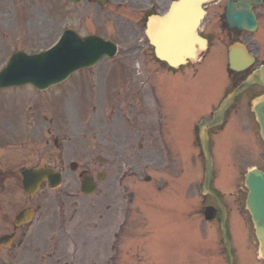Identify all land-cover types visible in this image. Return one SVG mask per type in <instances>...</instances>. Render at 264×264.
<instances>
[{
    "label": "rangeland",
    "instance_id": "rangeland-1",
    "mask_svg": "<svg viewBox=\"0 0 264 264\" xmlns=\"http://www.w3.org/2000/svg\"><path fill=\"white\" fill-rule=\"evenodd\" d=\"M139 18L140 16L137 12H123L122 9H113L112 7L107 10H100L95 5L86 2L74 5L68 0H0V69L3 67L11 52L15 50H23L28 53L39 52L54 43L62 30L72 28L81 35H86L91 32L95 33L103 38L110 39L119 46L118 60L113 62L105 61L97 69L79 73V77L83 75L87 80L96 83L101 70L116 64L123 58L144 55L141 50L147 49V43L143 36L142 27L139 25ZM218 51L210 52L211 54L205 62L200 65L194 68L186 67L183 70L184 77L168 78L169 81L177 83L176 87L179 90H191L190 88H193L196 95L193 98L194 114L198 113L195 115V120L198 117L204 116L210 110L211 105L213 106L218 101V96L222 89V79L225 80L226 76L225 68H222L223 71L219 70L220 61ZM195 70H197L196 76ZM215 70L217 74L214 73ZM211 73L213 75H210ZM68 83L59 85L44 93L35 92L31 87H24L20 90L11 89L0 91V168L16 169L22 166H33L43 163L42 150L46 130L42 117L44 113L47 114L50 112L46 110L50 108L52 102H55L56 107H58L63 101H67L70 95L65 94L64 90L71 88ZM203 84L206 85L204 93L202 91ZM74 87L76 89L83 88L82 92L84 90L88 92L86 84H82L79 81L74 83ZM93 93H97L95 89ZM93 97L88 95L87 98L89 100L84 102L87 110V124L90 119V111L92 109L91 98ZM8 103L9 106L7 105ZM56 121L64 126L66 136L70 139V141H66L70 142L67 144L66 154L72 152L76 147H79V153L75 156L79 158L76 160L83 165H95L96 161L94 156L97 153L94 151L96 146L94 132L98 128L103 129L106 126V121L102 120L101 124L97 125L94 123L96 122L95 116L90 120V123H94V125H77L70 120L66 121L64 117ZM5 122L11 123L15 128L12 137L9 132H4L2 125ZM248 133V131L243 132L247 140L249 138ZM223 136L224 133L220 135L219 140ZM98 139L100 140L101 136H98ZM228 142L224 150L218 154V162L214 163V177L211 187L220 196L225 193L226 200L230 201L228 205L231 208L232 214L243 225L241 233H244L243 237L245 239L240 236L237 223L231 219L227 222L229 229L228 239L232 248L242 245L241 251L236 256V263L246 254L248 260L244 264H264L258 261L256 257L257 243L253 235V228L246 211L242 208L243 193L240 192L241 197L236 200H233V196L228 197V193L230 192L228 189L235 188L238 184V172H232L230 169V166L236 160L234 157H230V146H228ZM102 143L104 144V141ZM244 150L242 147L239 148V152L242 151L243 153ZM255 152L253 151L252 153L254 154ZM226 155L227 158L225 160ZM193 161L194 171L193 182L191 184L193 194L191 187L184 188L182 193L183 197H185L188 190L189 193L191 192L193 199L190 198L188 202L192 203L193 207L198 210L200 208V202L203 204L210 201V199L207 197H199L197 192L203 181V158L198 157ZM177 178H180V174L178 175L177 172L171 174V176L163 175L162 183L166 179H172L168 182L172 181L173 186ZM236 193L238 192L236 191ZM23 197V192L14 182L9 181L5 183L4 189L0 193V235L8 231V226L5 222L9 216L13 215L17 208H20ZM78 202L80 203V200ZM83 207V205L80 206V208ZM100 211L101 213H105L104 204L99 208ZM84 213L87 215V221L91 223L94 220L93 215L95 213L89 209L84 211ZM135 215V213H132L129 216L123 228L125 232L122 233V240L119 245L120 252H122L118 256L121 260L126 261L127 258L123 252L127 251L130 247L133 250H143L142 256L145 254V257L152 262L153 257H156L152 248L157 249V245H159L158 241L162 239L160 244L164 240H170L172 242L177 250L178 257L187 250L186 253L190 257L186 262L187 264H201L202 253L209 246L208 257L211 256L209 262L210 264H214L213 258L219 248L218 245H214L219 229L217 222L210 225L205 224L201 219H196V231H194L193 227L192 232H190L186 229L187 225L184 224L186 223L185 220L180 228L176 225L173 221L176 215H173L168 209L161 213L166 219L164 225H157L161 230L159 234L161 237L155 239L152 246H145L146 239L154 236V228L152 226L150 227V223L146 222L144 218L139 217L134 220ZM96 222L100 225V229H85L84 232L78 234V241L76 239L78 249L71 256L75 263L89 264L90 260H93V262L98 261L99 264H106L108 257L106 248L110 245L108 230L106 231L105 228L106 221L103 219L102 221ZM118 223L115 224V230ZM137 223L146 226L143 229L145 235L138 231L140 226ZM188 223L192 224L190 221ZM234 229L238 234L237 236L234 234ZM70 233L73 236V233ZM94 237H98L97 242L93 240ZM84 241L88 242L86 247L82 246ZM26 247H29V245H23V249ZM23 249L17 250V248H11L4 250L0 248V264H36L34 259L30 261L32 256L28 255ZM129 264L137 263L136 261H130ZM222 264H226L225 257L223 258Z\"/></svg>",
    "mask_w": 264,
    "mask_h": 264
},
{
    "label": "flooded vegetation",
    "instance_id": "flooded-vegetation-1",
    "mask_svg": "<svg viewBox=\"0 0 264 264\" xmlns=\"http://www.w3.org/2000/svg\"><path fill=\"white\" fill-rule=\"evenodd\" d=\"M94 1L99 2L100 0ZM131 1L137 5L138 11L144 15L145 20L147 15L164 8L167 2V0ZM228 1L230 0H218L215 8V21L221 37L242 40L256 56L257 63L264 64V0H246L245 2L251 8L257 21L256 34L227 28L224 12ZM232 1L236 2V0ZM237 8L239 9V6ZM208 14L207 11L206 16ZM203 33L210 42L212 38V35L210 37V26L207 31L203 30ZM206 54L205 52L201 58H204ZM127 76L123 83H130L131 87H126V85L107 88L108 108L105 115L107 179L104 176L106 184L104 182L100 189L104 187L109 216L113 218L121 213L125 220L131 211L137 212L141 208L147 193L156 190L154 186H157V183H154V177L147 173L156 174L164 171L173 174L178 163L181 167H185L192 158L194 145V140L189 135L190 127H193L191 106L186 103L179 109L171 99L169 103H162L164 101L162 93L167 92V89H164L167 86V80L158 79L157 86L148 81V88H145L146 83L137 81L132 73L127 72ZM228 77L227 87L230 91L242 80L243 74L230 71ZM262 93L263 90L259 87L249 89L235 99L226 116L237 115V111L249 110L251 101ZM150 101L152 103H149ZM54 145L61 150L64 149L63 145L55 140ZM211 145L215 146V142ZM262 158L264 159V156ZM82 171L83 173L77 174V178L89 175L96 181L100 177L95 171ZM70 180L76 181L73 176ZM119 193L125 201L124 205L119 204ZM36 206L39 211H43L41 214L43 221L49 220V212H52L51 206L42 202H37Z\"/></svg>",
    "mask_w": 264,
    "mask_h": 264
},
{
    "label": "water",
    "instance_id": "water-1",
    "mask_svg": "<svg viewBox=\"0 0 264 264\" xmlns=\"http://www.w3.org/2000/svg\"><path fill=\"white\" fill-rule=\"evenodd\" d=\"M78 1V0H73ZM208 0H179L174 3L167 14L163 17L151 19L148 24L147 34L150 42L155 48L156 56L166 61L170 66H178L186 62L187 59H193L197 53V49H203L204 44L200 40L196 32L198 17L201 12V4ZM238 20V15L234 14L232 21ZM68 34V35H67ZM64 42L55 51L44 53L36 57H26L23 54H15L9 65V70L4 73V77L0 76V87L20 85L22 83H33L36 88L44 89L47 86L57 83L66 77L70 72L78 68H84L95 61L100 55L112 56L115 53V47L108 43H102L95 38H88L81 42L77 37L68 32ZM60 50H70V57H74V61L78 63L64 73H56L55 70L59 65ZM234 56V55H233ZM232 67L237 64L231 59ZM263 70V69H262ZM42 73V75L40 74ZM253 75L246 81L241 88L259 82L260 76ZM65 75V76H64ZM41 77L40 79H36ZM60 78V79H59ZM238 90L236 91V93ZM226 104L221 107L216 116L218 120L226 109ZM258 121L261 126V134L264 138V107L258 111ZM202 149L206 158V173L203 193H209L208 185L211 177V158L208 152V142L204 135L201 136ZM40 172L39 174H42ZM246 186L248 188V196L246 201L252 221L255 225L256 236L259 240V251L264 259V174L258 171H251L246 176ZM222 210L221 227L225 233L224 220L225 211ZM207 219L211 218L208 212L205 213ZM228 264H232L231 256L228 254Z\"/></svg>",
    "mask_w": 264,
    "mask_h": 264
}]
</instances>
